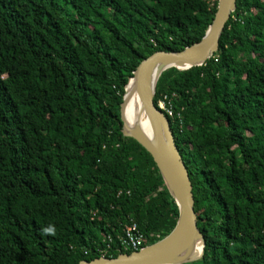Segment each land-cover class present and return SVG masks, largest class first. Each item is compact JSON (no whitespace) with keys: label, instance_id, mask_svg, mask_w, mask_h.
Masks as SVG:
<instances>
[{"label":"trees","instance_id":"16d2710c","mask_svg":"<svg viewBox=\"0 0 264 264\" xmlns=\"http://www.w3.org/2000/svg\"><path fill=\"white\" fill-rule=\"evenodd\" d=\"M237 4L219 51L165 71L154 97L206 238L190 264H264V0ZM218 6L0 0V264L130 255L120 238L132 222L142 247L173 231L177 205L150 152L123 135L121 103L139 66L200 43Z\"/></svg>","mask_w":264,"mask_h":264},{"label":"water","instance_id":"95a60500","mask_svg":"<svg viewBox=\"0 0 264 264\" xmlns=\"http://www.w3.org/2000/svg\"><path fill=\"white\" fill-rule=\"evenodd\" d=\"M237 3L238 0H219L215 20L200 43L183 52H158L146 59L130 79L121 103L122 133L136 139L156 162L177 205L175 228L163 240L130 255L101 256L78 264H190L204 257L206 238L199 229V218L194 211L190 175L177 148L170 121L155 105L154 97L158 80L165 71L204 66L219 51L226 26L237 12ZM130 97L139 103L132 122L124 110Z\"/></svg>","mask_w":264,"mask_h":264},{"label":"built area","instance_id":"2783aa9c","mask_svg":"<svg viewBox=\"0 0 264 264\" xmlns=\"http://www.w3.org/2000/svg\"><path fill=\"white\" fill-rule=\"evenodd\" d=\"M159 108L163 111H166V106L164 101L159 102ZM168 113L172 115V111L169 109ZM112 240L110 239V242ZM121 243L125 246L126 249H131V250H138L142 247L143 241H144V236L139 232L138 226L136 225L135 222H132L130 224H127L126 227L124 228V234L120 238ZM107 244L108 249L102 250V253L105 255L109 253V250L112 249L111 244Z\"/></svg>","mask_w":264,"mask_h":264},{"label":"bare ground","instance_id":"6f19581e","mask_svg":"<svg viewBox=\"0 0 264 264\" xmlns=\"http://www.w3.org/2000/svg\"><path fill=\"white\" fill-rule=\"evenodd\" d=\"M131 98V97H130ZM129 98V99H130ZM137 108H139V103H138V100L136 99H133L131 98L130 100H128L124 110H125V114L126 116L131 120H134L136 118V111H137ZM126 227V226H125ZM124 227V228H125ZM124 230V229H123ZM143 246V245H142ZM143 248L145 247H141L140 249L138 250H132L133 252H137V251H140L142 250ZM132 252V253H133ZM121 254V253H120Z\"/></svg>","mask_w":264,"mask_h":264},{"label":"clouds","instance_id":"9594fccd","mask_svg":"<svg viewBox=\"0 0 264 264\" xmlns=\"http://www.w3.org/2000/svg\"><path fill=\"white\" fill-rule=\"evenodd\" d=\"M161 110V109H160Z\"/></svg>","mask_w":264,"mask_h":264}]
</instances>
